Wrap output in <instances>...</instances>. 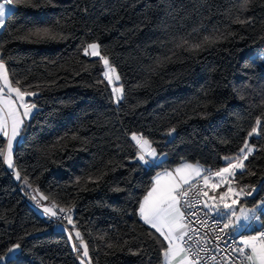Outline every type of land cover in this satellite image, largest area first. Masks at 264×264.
Returning <instances> with one entry per match:
<instances>
[{
	"label": "trees",
	"instance_id": "16d2710c",
	"mask_svg": "<svg viewBox=\"0 0 264 264\" xmlns=\"http://www.w3.org/2000/svg\"><path fill=\"white\" fill-rule=\"evenodd\" d=\"M12 6L0 44L13 81L38 93L29 100L39 111L14 150L20 181L0 163V254L18 243L13 264H80L68 233L25 200V179L55 208L71 209L90 264H162L166 244L138 213L153 178L184 163L219 170L246 138L254 151L234 185L255 189L242 204L264 200V0H51L40 8L12 0ZM53 21L66 39L18 38L32 24ZM93 42L120 76L118 104L100 82V59L82 52ZM195 44L202 47L189 50ZM257 118L259 134L249 138ZM132 133L166 155L161 166L149 169L136 159Z\"/></svg>",
	"mask_w": 264,
	"mask_h": 264
},
{
	"label": "snow or ice",
	"instance_id": "6c2138e0",
	"mask_svg": "<svg viewBox=\"0 0 264 264\" xmlns=\"http://www.w3.org/2000/svg\"><path fill=\"white\" fill-rule=\"evenodd\" d=\"M247 3V0H245ZM30 6L35 8L51 6V0H30ZM13 11L12 0H4L0 3V29L5 26V16ZM20 39H26L29 42L37 44H47L57 42L58 40L66 39L63 35L62 27L59 21H53L52 24H32L27 28H24L20 32ZM188 41L184 40L179 47L187 44ZM203 43H209V38L205 37ZM202 44L191 45L190 49H199ZM82 52L86 56L99 57L102 61L104 70L102 71V80L100 82L107 81L109 85H113L111 88V94L113 96V102L119 103L123 99L124 86L120 84L115 86L114 82L120 80V76L116 71L115 66L109 63L107 56L102 55L100 51L99 43L93 42L87 44ZM6 57L3 54V46L0 44V80H3L4 86L8 89L7 96L4 95L5 87H0V104H3V108H0V112L7 109L6 115L0 116V133L7 137L6 146L0 145V163H6L8 168H13V142L17 140V137L21 135L22 126L25 124L26 119H31L33 110L37 112L39 109L35 102L26 101V97L37 96L35 91H28L27 88L22 90L19 87L20 81H16L15 87L9 80L8 70L5 65ZM260 60L264 61V54L260 55ZM28 87H31L29 85ZM12 93H15L16 99H13ZM243 98V97H241ZM21 109L23 110L21 112ZM8 118L11 119V132L7 130L9 128ZM260 119L257 118L255 126L248 132L247 137H251L253 134H259L258 129L260 127ZM175 131V128L169 130V135ZM75 139L76 137L73 136ZM63 139V138H61ZM131 140L135 142L134 146L137 148L136 159L142 163L143 166L151 169L153 167H159L163 163L164 154L157 153L155 147L152 146V142L146 138L143 133L131 134ZM59 142V141H58ZM254 146H250L247 143V138L243 143V146L239 148L235 157H224L225 166L214 173L209 169H201L198 166L185 163L181 167L176 168L174 171L177 174L191 171L195 177L201 176V172L207 173L202 177L203 186L210 188L212 191H216L221 184L227 183L226 191L220 193L218 196H209L207 191L202 188L197 189L196 184H193L188 175L174 176L173 172H164L157 174L153 178L152 186L147 191L139 204L138 213L143 222L150 225L152 229H155L159 233L160 237L167 242L164 246V256L171 264L177 257H182L179 264H200V252L205 249L199 247L200 244H206L207 241L203 238L196 239V249L194 250L191 242L195 239L197 229L191 227V222L185 215L184 208H193L199 204V197L203 196V207L207 211L205 215L215 214L216 219V239H224V236H234L240 234L241 229L248 227L253 223H259L264 227V220L261 219L264 216V200H258L251 208H245L241 206L237 209V205L240 203L238 197L242 194L244 196H250L255 189L247 190L246 188H240L238 191L233 189L230 181L235 179L237 169H244V161L248 159V156L253 152ZM253 175L255 173H252ZM16 179H20L19 171L15 172ZM219 178L217 183L210 184V178ZM162 178H168L166 183H162ZM25 184H28V180H24ZM187 185V187H184ZM30 186V185H29ZM194 189H196L194 191ZM119 190V189H117ZM190 193L196 197L193 201L189 198ZM231 194V196H230ZM235 197V198H234ZM33 199H36L33 197ZM47 199V197H44ZM39 204L40 201L36 200ZM52 207H44L43 212L51 216H57V213L53 211ZM65 209L61 208L60 212H64ZM69 215L64 217L69 224H72L71 209L67 210ZM190 216H196V212H190ZM223 220L221 224L220 221ZM201 225H204L203 221H200ZM193 235H189V233ZM76 238L83 245L82 255L88 256V247L83 242V237L79 231L75 232ZM187 238V239H186ZM69 239H71V233H69ZM240 245H243L241 247ZM111 246V245H110ZM163 246V245H162ZM73 249L80 251L76 244L72 245ZM20 249V244H15L7 249V252L0 254V264H13L10 260V256H14L16 251ZM245 249H250V254L246 255V260L250 264H264V231H260L258 235L247 236L240 239L233 251L243 253ZM215 259V257H213Z\"/></svg>",
	"mask_w": 264,
	"mask_h": 264
},
{
	"label": "built area",
	"instance_id": "2783aa9c",
	"mask_svg": "<svg viewBox=\"0 0 264 264\" xmlns=\"http://www.w3.org/2000/svg\"><path fill=\"white\" fill-rule=\"evenodd\" d=\"M211 170L213 173L216 171L213 168H206ZM206 175L207 173L204 172ZM193 184H196L197 189H203L204 191H207V187L203 186V179L202 177L197 178L196 180L192 181ZM184 187H187L184 186ZM196 189H194L195 191ZM35 197L36 199H33ZM189 198L193 201L196 200V197H194L191 193L189 195ZM204 197H199V204L195 207L189 209L184 208L185 215L188 218V221L191 222V227L198 230V232L195 234V239L191 242L193 249H196L195 240L203 238L207 241L206 244L202 243L199 245V247L204 248L205 250L203 252H200V264H250L245 259V254L233 251V249L240 244V239L243 237H246L243 235V237L234 235V236H224V239L218 240L216 239L217 232H216V219L217 217L215 214L211 215H205V212L207 211L203 207ZM25 200L35 209L38 210V207L41 205L40 203L37 204L36 200V193H26ZM61 207H56V213L57 216L53 218L57 223L64 224L66 222V219L64 218L67 214V211L60 212ZM190 212H196V216H190ZM200 221L204 222V225L202 226ZM220 223H223V220L220 221ZM260 231H264V228H262ZM189 235H193V233H189ZM187 239V238H186ZM242 247V245H240ZM215 257V259H213Z\"/></svg>",
	"mask_w": 264,
	"mask_h": 264
},
{
	"label": "crops",
	"instance_id": "0c3cea01",
	"mask_svg": "<svg viewBox=\"0 0 264 264\" xmlns=\"http://www.w3.org/2000/svg\"><path fill=\"white\" fill-rule=\"evenodd\" d=\"M1 1H2V0H0V2H1ZM1 30H2V29H1ZM5 65H6V63H5ZM6 67H7V65H6ZM7 70H8V67H7ZM8 76H9V80L12 82L13 87L17 86L16 83H15V82L13 81V79L11 78V75H10V73H9V70H8ZM0 87H5V86H4V83H3V80H0ZM19 87H20L22 90H24V88H22L20 85H19ZM7 94H8V89L5 87V93H4V95L7 96ZM12 97H13V99H16V97H15V93H12ZM29 98H30V97H26V98H25L26 101H30ZM0 108H3V104H0ZM22 111H23V110L21 109V112H22ZM34 111H35V110H33V113H34ZM6 112H7V109H4L3 112H0V116H4V115H6ZM33 113H32V115H33ZM29 121H30V119H26V120H25V124L22 126L21 135H20L19 137H17V140H16V141L13 142V165H14V150H15L17 144L23 140L24 135H25V131H26V126H27V124H28ZM8 123H9V128H8L7 130L9 131V134H10V132H11V128H10V125H11V119H10V118H8ZM0 135L3 136V133H0ZM3 137L6 139V142H7V137H6V136H3ZM5 146H6V145H5ZM165 159H166V158H163V161H165ZM5 164H6V163H5ZM184 164H185V163H184ZM188 164H192V165H194V166H198V167H200L201 169H206L205 167H203V166H201V165H199V164H193V163H188ZM182 165H183V164H181V165H179V166H177V167H174V168L164 169V170L158 172V174H161V173H164V172L168 171V172H173L174 176L188 175L189 178H190V180H191V182L194 181V180H196L197 178H199V177H203V176L205 175L204 172H201V176H199V177H195V176H194V173H192L191 171H186L185 173H181V174H177V173H175L174 170H175L176 168H178V167H181ZM6 166H7V164H6ZM7 168H8V166H7ZM13 168H14V167H13ZM8 169H9V168H8ZM237 170H240V169H237ZM237 170H236V172H238ZM216 171H217V170H216ZM167 181H168V178H162V183H166ZM218 181H219V178L217 177V178H215V179L210 178V181H209V182H210V184H211V183H217ZM227 183H228V182H226V183H224V184H221V186H220L219 188H217L215 192L212 191L210 188H207V192H208L209 196H213V195L218 196L220 193L226 191ZM230 183H231V186L233 187V189H235V190H237V191L239 190V189L236 188V186L234 185V180H231ZM185 186H186V185H185ZM230 196H231V194H230ZM234 198H235V197H234ZM244 198H245V196H244L243 194H242L240 197H238V199L240 200V203L236 206L237 209H239L241 206H243V207H245V208H251V207H248V206H246V205H244V204L241 203L242 199H244ZM142 221H143V220H142ZM146 225H147V224H146ZM147 226H148L149 228H151L150 225H147ZM260 228H261V224H259V223H253V224L249 225L248 227H245V228L241 229V233H242L243 235H245L246 237H247V236H255V235H258V234H259V232H260ZM151 229H152V228H151ZM152 230L155 231V229H152ZM155 232H156V231H155ZM156 233H157V232H156ZM157 234L159 235V233H157ZM235 235L240 236V234H235ZM161 238L163 239V237H161ZM163 241H164V240H163ZM164 242H165V244L167 245V242H166V241H164ZM242 247H243V245H242ZM244 254H245V259H246V255H247V254H250V249H245ZM181 258H182V257H177L174 261H171V264H179V261H180ZM162 264H169V261H168L167 258L164 256V252H163V261H162Z\"/></svg>",
	"mask_w": 264,
	"mask_h": 264
},
{
	"label": "rangeland",
	"instance_id": "374dc122",
	"mask_svg": "<svg viewBox=\"0 0 264 264\" xmlns=\"http://www.w3.org/2000/svg\"><path fill=\"white\" fill-rule=\"evenodd\" d=\"M2 2H4V0H2L0 3H2ZM13 7V6H12ZM8 15H9V13L8 14H6V16H5V21H6V18L8 17ZM0 31H2L1 29H0ZM88 57H90V58H99V57H92V56H88ZM102 62V61H101ZM110 63V62H109ZM106 83H107V81H106ZM114 84H115V86H119L120 85V80L118 81V82H114ZM107 85L109 86V88H110V90H111V88H112V86L113 85H109L108 83H107ZM115 104H118V103H115ZM254 151V150H253ZM164 158H166V155H164ZM245 162V161H244ZM9 170H10V172L11 173H13V176H14V179L17 181V182H19L20 181V179H16V176H15V172H16V170L14 169V168H9ZM242 169H240V170H237V171H241ZM237 173V172H236ZM21 186L24 188V190H25V192H27V193H30V195H31V193H33V192H35L36 193V197H37V199L40 201V206L38 207V210H36L41 216H43V217H47V216H49L50 218H55L56 216H51V215H49V214H46V213H44L43 212V208L44 207H52L53 205H52V203L48 200V199H44V195L42 194V193H40L39 191H35L33 188H31L30 186H28L27 184H25V183H22L21 184ZM53 211H55L56 212V208L54 207L53 208ZM67 215H69V213H67L66 215H65V217L67 216ZM71 218H72V224H69L68 223V221H67V219H66V222H64V224H59V223H56L55 224V230H57V231H65V232H67L68 233V236H69V233H71V243L72 244H76L78 247H79V249H80V258H79V261H80V264H90V261H89V254H88V256L87 257H84L83 255H82V252H83V245H81V243H80V241L76 238V236H75V232L76 231H78L77 229H76V225H75V223H74V221H73V217H72V215H71ZM84 242V241H83ZM84 244H86L85 242H84ZM21 254V251H20V249H18L17 251H16V253H15V255L14 256H10V258H14V257H17V256H19Z\"/></svg>",
	"mask_w": 264,
	"mask_h": 264
}]
</instances>
